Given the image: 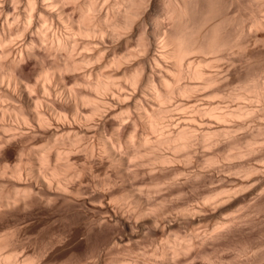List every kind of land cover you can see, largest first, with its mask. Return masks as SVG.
<instances>
[{
    "label": "bare ground",
    "instance_id": "6f19581e",
    "mask_svg": "<svg viewBox=\"0 0 264 264\" xmlns=\"http://www.w3.org/2000/svg\"><path fill=\"white\" fill-rule=\"evenodd\" d=\"M257 153L264 0H0V264L201 256L236 227L221 215L237 191L185 189ZM58 221L69 235L44 238ZM110 226V246L90 247ZM145 233L160 241L136 252Z\"/></svg>",
    "mask_w": 264,
    "mask_h": 264
},
{
    "label": "rangeland",
    "instance_id": "374dc122",
    "mask_svg": "<svg viewBox=\"0 0 264 264\" xmlns=\"http://www.w3.org/2000/svg\"><path fill=\"white\" fill-rule=\"evenodd\" d=\"M16 46H17V44H16ZM239 59H240L239 57L236 58L235 66L238 65L239 67L236 66V68L238 70H242L241 68L244 69V62H243V60H241V59L239 60ZM241 63H243V64H241ZM247 161H249V162H247ZM239 162L246 163V164L251 165V166L253 164L254 166L258 167L259 171L262 170L263 172L262 171L259 172L257 170L252 176H248V177L244 176V175H242V173H239L241 171L240 168L237 167ZM258 162H259V165L257 164ZM261 162H263V163L260 165ZM231 165H232L231 168H229L227 163L220 164L219 166H217L215 168H206L205 169L206 171L204 170V172H205L204 177L206 176V178L204 179V182L199 184L198 189L192 188V187L191 188L187 187L184 191V194H185V199L190 200L192 197H196L199 199L201 196H203L204 194H206L208 192L209 188L211 189L212 187L213 188H217V187L221 188L222 187L221 189H231V191L232 190L237 191V193L234 195V197H232V199L234 201V203L231 205V206H233L232 209L230 207L229 210L226 209L224 213L222 212V215L220 214L221 217L224 219H234L235 222L237 223L236 227L233 229V232L230 235H228L227 237L222 238L218 241L209 242V243L203 245L200 248V251L202 252L201 256H195L194 255L195 251H193L190 254L189 258H187L184 261H181L180 263L177 262L175 264H264V177H263L264 176V167H263L264 166V155H263V153H257V155L255 154V155L247 156L241 160H236V162L235 161L232 162ZM212 171H214V172H212ZM230 176H232V178ZM233 177L236 179H234ZM252 177L255 179H252ZM213 178H214V180H213ZM244 179H246V180H244ZM234 180L236 181L235 183H234ZM254 180H256V181H254ZM241 181H244V182H241ZM242 184H243V186H241ZM207 185L209 186V188H207L208 187ZM234 185H236V186H234ZM233 186H234V188H232ZM227 187H229V188H227ZM244 187H245V189H244ZM246 190H249V191H246ZM241 194H243V195H241ZM235 202H236V204H235ZM209 219L211 220L212 218H209ZM209 219L207 222H204V223L201 222L202 224L201 223L196 224V226H186L184 231L189 232V230L190 231L197 230V232H203V231L206 232V231H208V225H211L214 221V219L211 221ZM60 222L58 221V223H56L54 225L52 224V227H51V225L46 226V227H47V229L50 227L49 228L50 231L53 228L52 231H54L55 233L58 232L62 235L64 233L63 236H65L66 234L69 235L70 229H71V227L69 225H71V224H69V222H68L69 225L67 224V222L66 223L61 222L62 223L61 224ZM58 224H60V225H58ZM63 224H65L64 225L65 227L63 226ZM66 226H69L70 228L66 227ZM114 227L113 226H110V228L106 227L107 231L104 230V231L100 232V233H103V234L99 233L100 236H99V234H97L98 238L97 237H95V238L99 239V240L94 239V241H93L94 243H92V245L90 247L94 248V247H96V244H98L97 247L94 249L103 250L105 246L106 247L110 246V244H111L110 241L114 237L119 235V233H120L119 229L117 227H115L116 228L115 229ZM188 227L191 229H188ZM205 228H207V229H205ZM47 229H44V232L41 234L42 236L45 235L44 238H46L48 235H51L52 231L50 232L49 229L47 231ZM55 229L57 231H55ZM114 229L115 230L118 229V230L115 231ZM186 229H188V231ZM45 231H47V232H45ZM61 231H62V233H61ZM66 231H67V233H66ZM49 232H50V234H49ZM46 233H48V234L46 235ZM32 234L35 235L34 233H32ZM101 235L103 237H101ZM142 236L139 237L138 240L132 244L133 247L135 248L136 252H143V251H145V249H146V251H150L149 248L151 246L152 247L155 246L160 241V239L157 238V235H155L153 233L152 234L148 233V235L146 234V235H142ZM156 239H157V241L158 240L159 241L157 242ZM155 241H156V243H155ZM154 243H155V245H154ZM30 244H32V245H30ZM150 244H152V245H150ZM33 245H34V241L29 243L27 246L30 248H32V247L34 248L36 245L35 246H33ZM71 246H72V244H71ZM71 246L69 248L67 247V249L63 248V250L66 249L67 254L65 253V250L59 251V252L63 253L62 256L63 257L65 256L64 258L60 255L59 252H57L59 254H55L56 252L54 250H51L53 252L50 251L49 254L55 255L56 259H58V257H61L60 260L65 259V258L67 259L70 257V254L68 255V253H71L73 250L72 248L74 247V246H72V247ZM70 248L72 250L68 251ZM147 248H148V250H147ZM108 249H110V248L109 247L106 248V250H107L106 255H108L107 253L116 251V248L111 249V251ZM193 256H195V257L193 258Z\"/></svg>",
    "mask_w": 264,
    "mask_h": 264
}]
</instances>
